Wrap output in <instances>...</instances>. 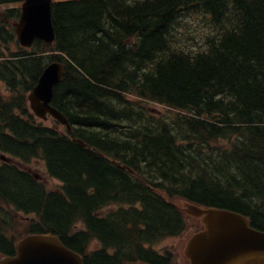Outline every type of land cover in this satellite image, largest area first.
Here are the masks:
<instances>
[{
	"label": "trees",
	"instance_id": "1",
	"mask_svg": "<svg viewBox=\"0 0 264 264\" xmlns=\"http://www.w3.org/2000/svg\"><path fill=\"white\" fill-rule=\"evenodd\" d=\"M23 1L0 0V81L12 93L0 95V152L44 160L64 186L51 193L26 171L0 169V203L32 216L1 212L0 255L52 234L85 264H171L153 246L186 230L178 199L264 231V0H55V43L31 50L13 26ZM54 61L66 74L53 106L71 135L27 107Z\"/></svg>",
	"mask_w": 264,
	"mask_h": 264
},
{
	"label": "water",
	"instance_id": "2",
	"mask_svg": "<svg viewBox=\"0 0 264 264\" xmlns=\"http://www.w3.org/2000/svg\"><path fill=\"white\" fill-rule=\"evenodd\" d=\"M20 43L30 47L36 39L52 44L55 31L52 22V0H25L19 22L15 24ZM65 74L62 64L46 68L30 95L37 116L50 113L63 124L66 118L50 103L54 87ZM201 219L204 230L188 241L185 254L190 264H264V232L250 226L247 217L228 210L185 203L181 209ZM0 264H84L82 257L65 247L53 235H30L17 244V253L0 259ZM140 264V263H138Z\"/></svg>",
	"mask_w": 264,
	"mask_h": 264
},
{
	"label": "rangeland",
	"instance_id": "3",
	"mask_svg": "<svg viewBox=\"0 0 264 264\" xmlns=\"http://www.w3.org/2000/svg\"><path fill=\"white\" fill-rule=\"evenodd\" d=\"M0 95L4 96L5 98H9L12 96V93H9L6 90L5 85L0 84ZM151 109H155L160 113H164L167 110L156 104H148L147 105ZM52 126L53 124L55 125V121L53 119H50L46 125ZM21 165V164H20ZM23 168H26L30 171L32 174H36L40 176V179L42 183L46 186L47 190H60L62 187V183L52 177H50L47 174V169L45 163L40 160V161H34L31 164L27 166H23ZM178 204L183 203L181 200L177 202ZM4 204V203H3ZM1 206V205H0ZM4 210L10 212V210L3 208ZM108 210V209H107ZM106 210V211H107ZM3 213V210H0ZM8 212H4V214L8 215ZM5 218V216H3ZM196 220L194 219H188L187 220V226L186 230L179 236V237H173V238H168L163 241H161L157 245V251L160 252L162 255H167L168 253L172 254L174 262L172 264H186L187 259L184 255V247L186 246V243L188 242L189 238L192 236L193 233H195L196 230ZM10 234H13L12 228L8 230ZM100 245L96 242H93L90 246V250L92 249H98Z\"/></svg>",
	"mask_w": 264,
	"mask_h": 264
}]
</instances>
